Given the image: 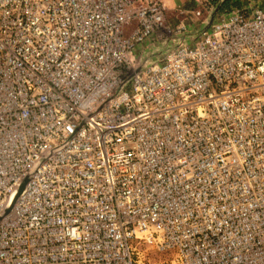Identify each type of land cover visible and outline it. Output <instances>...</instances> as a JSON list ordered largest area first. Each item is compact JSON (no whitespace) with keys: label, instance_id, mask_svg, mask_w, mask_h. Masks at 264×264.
Returning <instances> with one entry per match:
<instances>
[{"label":"built area","instance_id":"1","mask_svg":"<svg viewBox=\"0 0 264 264\" xmlns=\"http://www.w3.org/2000/svg\"><path fill=\"white\" fill-rule=\"evenodd\" d=\"M168 1L0 0V264H264V5Z\"/></svg>","mask_w":264,"mask_h":264},{"label":"rangeland","instance_id":"2","mask_svg":"<svg viewBox=\"0 0 264 264\" xmlns=\"http://www.w3.org/2000/svg\"><path fill=\"white\" fill-rule=\"evenodd\" d=\"M226 0H224L225 2ZM219 0H215V3H218ZM223 2V3H224ZM223 3L220 5L219 10ZM178 4H182L187 8H195V1L194 0H169L167 2L168 5V13L169 15L176 16L177 11L174 10V7ZM255 5H264V0H231L229 6H227V9L217 11L214 19L219 18L220 14L224 13L226 10L228 11L232 7H244V8H250ZM206 15V13H205ZM180 17H183V15H180ZM174 250L170 251H158L152 246H141V253L139 255V264H173V258H174Z\"/></svg>","mask_w":264,"mask_h":264},{"label":"water","instance_id":"3","mask_svg":"<svg viewBox=\"0 0 264 264\" xmlns=\"http://www.w3.org/2000/svg\"><path fill=\"white\" fill-rule=\"evenodd\" d=\"M223 2H224V0H219V2L216 3L214 9H213L212 12H211V15H210V17H209L207 23L204 25L203 28H205L206 26H208V25L211 23V21L213 20V18H214V16H215L216 12L219 10V7H220V5H221ZM199 31H201V30L196 31L194 34L199 33ZM160 51H161V50H159V51H153V52H151V53H149V54H146V56L144 57L143 61L141 62V65H140L139 69H140V68H141V67H142V66L148 61L149 58H151V57H153V56H156L157 54L160 53ZM24 184H25V183H23V185H22V187H21V189H20V192L23 190V188H24Z\"/></svg>","mask_w":264,"mask_h":264},{"label":"trees","instance_id":"4","mask_svg":"<svg viewBox=\"0 0 264 264\" xmlns=\"http://www.w3.org/2000/svg\"><path fill=\"white\" fill-rule=\"evenodd\" d=\"M230 1H231V0H226V1L223 3V5L221 6V8H220L219 11L227 9V6H229ZM214 2H215V0H214Z\"/></svg>","mask_w":264,"mask_h":264}]
</instances>
